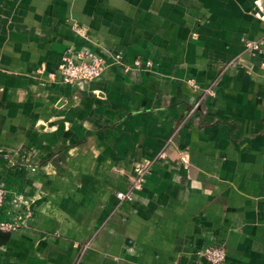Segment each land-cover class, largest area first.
<instances>
[{"label": "crops", "instance_id": "1", "mask_svg": "<svg viewBox=\"0 0 264 264\" xmlns=\"http://www.w3.org/2000/svg\"><path fill=\"white\" fill-rule=\"evenodd\" d=\"M263 35L264 0H0V264H264ZM68 47L101 75L51 79Z\"/></svg>", "mask_w": 264, "mask_h": 264}, {"label": "built area", "instance_id": "2", "mask_svg": "<svg viewBox=\"0 0 264 264\" xmlns=\"http://www.w3.org/2000/svg\"><path fill=\"white\" fill-rule=\"evenodd\" d=\"M245 50L252 55H260L264 53V35L255 40H244ZM112 61L115 64L122 66L125 72L130 69H150L152 67L151 61L142 62L139 59H135L132 65L125 64L122 56L116 54L112 57ZM107 62L103 59L95 50L88 47H68L62 53L60 62L55 71L49 73L51 79H54L58 74L60 81L64 83L68 82H80L91 81L99 77L106 67ZM44 66L41 65L37 71L42 72ZM190 81V80H189ZM207 94H214L213 88L210 86L204 90ZM164 152H161L159 156H163ZM184 165L188 164V158L186 155L180 156ZM151 161H145L143 163L134 166V176L132 177L129 189L126 192H117L119 199L131 200L134 192L140 190L146 180L147 175L151 171ZM6 190L2 184H0V209L5 204ZM29 211L27 212V215ZM20 225V221L16 220H4L0 218V230L12 231ZM199 254L203 257L207 264H223L226 258L225 247L222 244H208L200 250Z\"/></svg>", "mask_w": 264, "mask_h": 264}, {"label": "water", "instance_id": "3", "mask_svg": "<svg viewBox=\"0 0 264 264\" xmlns=\"http://www.w3.org/2000/svg\"><path fill=\"white\" fill-rule=\"evenodd\" d=\"M8 235H9L8 232H5V231L0 230V239H1V238H5V237H7Z\"/></svg>", "mask_w": 264, "mask_h": 264}]
</instances>
